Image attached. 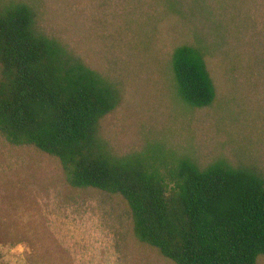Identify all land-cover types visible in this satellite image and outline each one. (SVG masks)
Returning <instances> with one entry per match:
<instances>
[{"label": "rangeland", "instance_id": "1", "mask_svg": "<svg viewBox=\"0 0 264 264\" xmlns=\"http://www.w3.org/2000/svg\"><path fill=\"white\" fill-rule=\"evenodd\" d=\"M113 83L99 123L115 156L224 159L264 176V0H1ZM202 49L215 99L183 103L171 54ZM0 264H173L132 232L126 202L75 189L59 161L0 134ZM258 264H264L260 258Z\"/></svg>", "mask_w": 264, "mask_h": 264}, {"label": "trees", "instance_id": "2", "mask_svg": "<svg viewBox=\"0 0 264 264\" xmlns=\"http://www.w3.org/2000/svg\"><path fill=\"white\" fill-rule=\"evenodd\" d=\"M180 100L209 107L215 87L204 52L171 54ZM119 103L115 85L41 33L31 9L0 0V134L55 157L75 189L120 196L132 232L173 264H258L264 258V176L224 159L113 155L99 123Z\"/></svg>", "mask_w": 264, "mask_h": 264}]
</instances>
